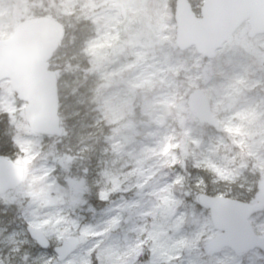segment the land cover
I'll return each mask as SVG.
<instances>
[{
  "label": "rangeland",
  "instance_id": "rangeland-1",
  "mask_svg": "<svg viewBox=\"0 0 264 264\" xmlns=\"http://www.w3.org/2000/svg\"><path fill=\"white\" fill-rule=\"evenodd\" d=\"M189 1L199 15L203 0ZM52 3L62 14L85 15L81 22L88 32L77 53L90 66L98 65L94 78L106 79L110 87L90 117L92 126L106 121L108 133L92 154L85 176L91 196L102 206L76 209L65 202L56 187L62 177L58 160L29 165L39 155L43 137L18 131L14 142L25 178L13 193L0 196L18 200L23 207L19 218L42 231L51 247H37L20 222L0 220V264H87L89 250L98 244L101 264H137L142 252V259L150 256L152 264H264V253L257 249L209 252L218 231L208 209L198 202L185 203L178 187L184 176L174 168L188 154L197 171L191 178L197 194L243 202L260 196L264 56L256 61L254 50H264V33L253 38L255 48L243 46L249 31V24L243 23L232 44L223 45L213 59H204L193 47H176L170 0ZM25 4L0 0V35L13 31ZM212 68L220 74L216 80L209 75ZM7 88V81L0 83V92ZM196 89L206 94L220 121L208 135L187 108L188 96ZM5 93L0 113L10 118L23 114L24 103L11 90ZM249 223L264 236V209ZM69 236H77L80 245L70 262H59L53 249Z\"/></svg>",
  "mask_w": 264,
  "mask_h": 264
},
{
  "label": "water",
  "instance_id": "water-1",
  "mask_svg": "<svg viewBox=\"0 0 264 264\" xmlns=\"http://www.w3.org/2000/svg\"><path fill=\"white\" fill-rule=\"evenodd\" d=\"M199 12V16L196 15L189 0L174 2L175 45L180 51L193 47L202 58L213 59L224 44L232 43L235 32L244 22L249 24L248 37L264 33V0H204ZM63 34L60 22L40 16L19 22L10 38L0 40V82L8 80L17 99L24 103V118L33 134L62 133L58 79L50 62ZM187 108L199 123L213 128L220 126L201 89L188 96ZM24 174L22 165L0 156V194L17 189ZM260 195L262 202L251 205L224 196L198 194L199 204L209 210L218 231L210 243L213 251L229 248L240 254L233 250L238 248L243 253L256 249L264 253V236L257 235L249 223L250 217L264 207V182ZM26 231L41 249L49 248L50 241L42 231L31 226H27ZM78 245L77 236L66 238L54 248L57 260H65Z\"/></svg>",
  "mask_w": 264,
  "mask_h": 264
},
{
  "label": "trees",
  "instance_id": "trees-1",
  "mask_svg": "<svg viewBox=\"0 0 264 264\" xmlns=\"http://www.w3.org/2000/svg\"><path fill=\"white\" fill-rule=\"evenodd\" d=\"M174 1L170 0L171 9H173ZM25 3V14L20 20L47 16L60 22L64 29L60 45L50 63V68L56 73L58 79L59 117L62 133L58 136H44V144L39 155L29 165L34 166L42 159L49 163L57 159L62 177L57 180L56 187L63 193L65 202L70 203L76 209H82L86 204H91L92 208H100L102 203H98L91 196L85 176L93 161L92 154L100 148L108 133L106 121L102 120L96 126H92L90 117L110 87L106 79L96 81L94 78L93 73L98 69V65L90 66V62L82 54L77 53L87 36L85 32H88L84 28V23L81 22V18L85 15L79 11L62 14L52 0H25ZM3 20L0 18V22ZM252 41L253 39L246 36L242 45L253 49L255 47ZM172 46L174 47L173 43ZM97 52L99 55L101 50ZM254 54V59L258 61L257 59L264 56V50H254ZM262 63L264 64V61ZM224 68L228 69V66L225 65ZM209 75L214 80L220 77L215 68L209 70ZM201 128L206 135L216 132L205 125H201ZM18 131H21L22 135L30 133L23 114L20 113L10 118L7 113H0V155L16 163H20L18 157L20 154L14 142ZM225 136L227 138V135ZM83 147L86 149H82ZM174 168L184 176L182 185L178 187L180 193L184 195L185 203L197 202V192L191 183V178L197 171L190 156L183 154L181 161ZM13 192L7 194L10 195ZM22 210L23 207L18 200H4L0 196V220H7L11 223L20 222L25 225L19 218Z\"/></svg>",
  "mask_w": 264,
  "mask_h": 264
},
{
  "label": "snow or ice",
  "instance_id": "snow-or-ice-1",
  "mask_svg": "<svg viewBox=\"0 0 264 264\" xmlns=\"http://www.w3.org/2000/svg\"><path fill=\"white\" fill-rule=\"evenodd\" d=\"M43 246H47V245H43ZM230 247V245H228ZM100 247H102V244H98L96 246H94L92 249L89 250V255H88V259H87V264H101L99 258H97L96 254L99 252ZM234 251H237L240 254H243V250L241 249H233ZM145 255V253H141L140 254V258H138L137 264H152V260L151 257L149 256V258L147 260H143L142 257ZM176 259H180L179 257H177ZM65 261L66 262H70L71 261V255L66 256L65 257ZM172 264H174V262H172Z\"/></svg>",
  "mask_w": 264,
  "mask_h": 264
},
{
  "label": "flooded vegetation",
  "instance_id": "flooded-vegetation-1",
  "mask_svg": "<svg viewBox=\"0 0 264 264\" xmlns=\"http://www.w3.org/2000/svg\"><path fill=\"white\" fill-rule=\"evenodd\" d=\"M257 200H259V197H257V198L255 199V201H257Z\"/></svg>",
  "mask_w": 264,
  "mask_h": 264
}]
</instances>
